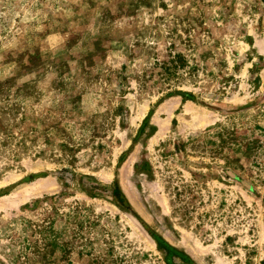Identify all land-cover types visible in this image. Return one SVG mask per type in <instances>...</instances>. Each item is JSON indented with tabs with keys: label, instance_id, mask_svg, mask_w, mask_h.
Segmentation results:
<instances>
[{
	"label": "rangeland",
	"instance_id": "1",
	"mask_svg": "<svg viewBox=\"0 0 264 264\" xmlns=\"http://www.w3.org/2000/svg\"><path fill=\"white\" fill-rule=\"evenodd\" d=\"M0 264H264V0H0Z\"/></svg>",
	"mask_w": 264,
	"mask_h": 264
}]
</instances>
